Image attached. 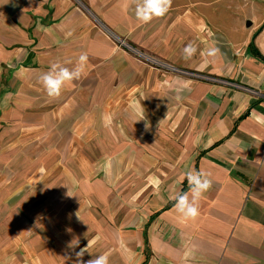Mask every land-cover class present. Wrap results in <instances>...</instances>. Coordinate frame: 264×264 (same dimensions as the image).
Listing matches in <instances>:
<instances>
[{"label":"crops","instance_id":"crops-1","mask_svg":"<svg viewBox=\"0 0 264 264\" xmlns=\"http://www.w3.org/2000/svg\"><path fill=\"white\" fill-rule=\"evenodd\" d=\"M135 8L0 0V264H264V0H173L147 24ZM81 53L50 98L40 77ZM190 169L213 181L195 220L175 209Z\"/></svg>","mask_w":264,"mask_h":264},{"label":"clouds","instance_id":"clouds-1","mask_svg":"<svg viewBox=\"0 0 264 264\" xmlns=\"http://www.w3.org/2000/svg\"><path fill=\"white\" fill-rule=\"evenodd\" d=\"M173 0H136L135 16L136 18L147 24L154 18L163 17L171 8ZM127 7V4H125ZM183 58L185 60L192 59L197 52V46L194 42H190L183 48ZM219 53L216 47H209L201 55L215 57ZM88 62V54L81 53L78 57L76 66L69 68L59 63H53L50 70L40 77V82L44 90L50 98H58L62 94V90L67 83L78 81L84 72ZM210 174L204 171L188 170L183 174V178L187 181L188 192H184L175 197V209L184 219L195 220L199 216V205L204 194L207 193L213 181L209 178ZM87 248L81 249L77 253L78 257H82ZM87 264H109L107 254L96 256L87 261Z\"/></svg>","mask_w":264,"mask_h":264},{"label":"rangeland","instance_id":"rangeland-1","mask_svg":"<svg viewBox=\"0 0 264 264\" xmlns=\"http://www.w3.org/2000/svg\"><path fill=\"white\" fill-rule=\"evenodd\" d=\"M223 11H224V13L220 17V19L223 18V20H220L221 22L224 21L228 25H231V26H234V25L236 26L239 23H241L240 17H238V15H236V14L230 12V11H227L225 8H224ZM247 23L248 22H246L245 24L247 25ZM115 38H119V37H116V36L114 37V40L117 43V45L119 46V48L126 49L128 52L133 54L138 60H140L141 62L145 63L146 65H148L149 67H151V68H153L155 70H158V71H161V72H170V73L175 74V75H183V76L188 77V78L199 79V80H206V81H208V80H211V81L217 80V79H213V77L207 76L205 74H200V73H196V72H190V71L178 69L173 64H171V63H169L167 61H164V60L159 59V58H157V57H155L153 55H149V54H147L144 51H140V50L132 47L128 43V41H126L125 39H122L123 42L118 43ZM119 39H121V38H119ZM131 49H133V50H131ZM135 50L141 52V57L138 56L136 53H134ZM142 55L145 56V57H142Z\"/></svg>","mask_w":264,"mask_h":264},{"label":"built area","instance_id":"built-area-1","mask_svg":"<svg viewBox=\"0 0 264 264\" xmlns=\"http://www.w3.org/2000/svg\"><path fill=\"white\" fill-rule=\"evenodd\" d=\"M115 39L117 40L118 43L123 42L122 39H119V38H115ZM125 45H126V44H125ZM131 50H133V49H131ZM134 53H136L138 56L141 57V52L135 50ZM142 57H145V56L142 55Z\"/></svg>","mask_w":264,"mask_h":264},{"label":"water","instance_id":"water-1","mask_svg":"<svg viewBox=\"0 0 264 264\" xmlns=\"http://www.w3.org/2000/svg\"><path fill=\"white\" fill-rule=\"evenodd\" d=\"M251 24H252V23L249 21V22L247 23V26H251Z\"/></svg>","mask_w":264,"mask_h":264}]
</instances>
